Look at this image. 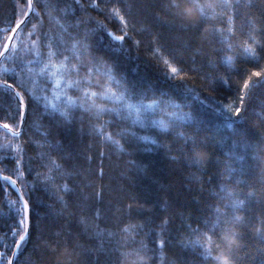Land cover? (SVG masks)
I'll return each mask as SVG.
<instances>
[{"label":"trees","instance_id":"1","mask_svg":"<svg viewBox=\"0 0 264 264\" xmlns=\"http://www.w3.org/2000/svg\"><path fill=\"white\" fill-rule=\"evenodd\" d=\"M196 2L33 0L0 62L3 264H264V0ZM28 10L0 0V55Z\"/></svg>","mask_w":264,"mask_h":264},{"label":"snow or ice","instance_id":"2","mask_svg":"<svg viewBox=\"0 0 264 264\" xmlns=\"http://www.w3.org/2000/svg\"><path fill=\"white\" fill-rule=\"evenodd\" d=\"M189 2L193 4V7H199V5L197 4L196 0H189ZM28 3H29V7L31 8V0H28ZM174 6L179 7L178 5H174ZM200 10H201V12H203V9L202 8ZM32 11H35V9H32ZM190 11H191V9H186L185 10V12H190ZM24 23H25V20L24 19H21L20 22L18 24H16V26H15L16 29H21V26ZM115 39L116 40H123L124 37L123 36H120V37H116ZM7 51H9V49H7V47H6L5 48V52H7ZM51 55H53V53L50 52L49 53V56H51ZM37 57H39V53H37ZM171 71L173 73H175L177 70H176V68H172ZM253 75L259 77V76H261V73L260 72H256ZM251 80H252V78L249 77L248 78V81H246L244 83V85H243V88L244 89H246V90L249 89V83L251 82ZM0 88L8 89V90H13L12 89V85H9L7 83H5L3 85H0ZM15 99L17 101L16 118L18 119V117L20 115L19 96H16ZM152 107H153L152 105H147L146 106V110L147 109H151ZM24 113H25V115H27L29 113V109L27 108V106L24 107ZM239 114H240V107L238 105L237 106V109H236V112H235V115L236 116H239ZM62 115H64V114L62 113ZM231 119H232V109L229 106V108H228V120L225 123V127L232 128V123L231 122H228V121H231ZM154 123H159L162 128L164 127V125H163L162 122H154ZM0 130H8V131H10V125H8L7 123H5V124H3L2 129H0ZM165 130H166V128H165ZM144 139H147V138H144ZM152 143H155V141H152ZM193 143H195V141H193ZM146 150L147 151H151L150 148L149 149H146ZM0 183H2V184H8V185H11L13 187L15 186V182L12 181L11 180V177H8V176L0 177ZM67 190L68 189L65 188V191H67ZM24 206H25V208H27V201L24 202ZM97 216H99V213H97ZM234 219L237 222L239 221V217H234ZM218 224H219V222L217 223V225H214L213 226V229H215L218 226ZM24 225H25V219L21 215V218L18 219L15 227L19 228L20 231H23V232L26 233L27 232V229L24 227ZM124 231L127 232L128 229H124ZM214 234H216V233L214 232ZM17 235H19V233H17ZM109 235H111V233H109ZM236 235L237 234L234 233V232H232L230 229H221V231L219 233L220 242L223 243L225 245V247H227V248H229L231 250L233 244L229 243V241H230L231 238H233V237L235 238ZM19 239H20V241H26L27 236L26 235H19ZM210 239L211 238H209V240ZM201 247L203 249L204 258L205 259H217V260L220 259V257H213L212 256L211 250L207 247V245H201ZM147 252H148L147 246L146 245H143V244H141V246L139 248H133V249H131V251H123V252H120L121 264H123V261L125 259H128L129 261L133 262V264H146L144 258L146 257ZM141 253H144V255H141ZM4 258H6V257H4ZM4 258H0V264H3V259Z\"/></svg>","mask_w":264,"mask_h":264},{"label":"water","instance_id":"3","mask_svg":"<svg viewBox=\"0 0 264 264\" xmlns=\"http://www.w3.org/2000/svg\"><path fill=\"white\" fill-rule=\"evenodd\" d=\"M32 9H33V0H31V8L29 7V10H28V12L26 13V15H25V17H24L25 22L31 17L32 12H33ZM18 30H19V29H16V28L14 29L13 34H12L11 39H10V42H9L8 45L6 46L7 49H10L11 43H12V41H13V38H14V36H15V34H16V32H17ZM6 47H5V48H6ZM7 52H8V51H7ZM7 52H5V49L3 50V52H2L1 55H0V62H1L2 58L7 54ZM22 103H23V102H22ZM24 120H25V115H23V118H22L21 128H22V126H23ZM13 259H14V258H13ZM13 259L11 260V264H13Z\"/></svg>","mask_w":264,"mask_h":264},{"label":"clouds","instance_id":"4","mask_svg":"<svg viewBox=\"0 0 264 264\" xmlns=\"http://www.w3.org/2000/svg\"><path fill=\"white\" fill-rule=\"evenodd\" d=\"M229 243H231V244H235V243H237V241H236V239L233 237V238L230 239ZM144 260H145L146 264H148V258L145 257ZM222 264H229V261H228L227 257H224V258H223V260H222Z\"/></svg>","mask_w":264,"mask_h":264}]
</instances>
